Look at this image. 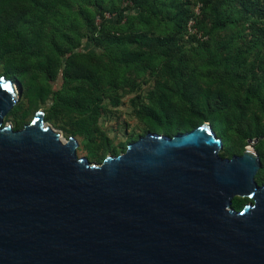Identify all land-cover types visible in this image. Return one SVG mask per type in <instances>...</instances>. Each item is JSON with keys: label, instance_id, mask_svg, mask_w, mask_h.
Segmentation results:
<instances>
[{"label": "water", "instance_id": "1", "mask_svg": "<svg viewBox=\"0 0 264 264\" xmlns=\"http://www.w3.org/2000/svg\"><path fill=\"white\" fill-rule=\"evenodd\" d=\"M15 85L0 75V264H264L257 139L222 157L206 122L91 164L41 111L5 124ZM235 197L250 202L236 210Z\"/></svg>", "mask_w": 264, "mask_h": 264}, {"label": "rangeland", "instance_id": "2", "mask_svg": "<svg viewBox=\"0 0 264 264\" xmlns=\"http://www.w3.org/2000/svg\"><path fill=\"white\" fill-rule=\"evenodd\" d=\"M42 1L43 7L39 12L29 6H21L27 11V18L33 19L34 15H37L35 18L37 22L34 26L25 27L27 37L31 40L29 56H19V50L9 54V57H16L14 65L23 66L26 72L22 75L25 80L21 88L16 82L21 89V97L5 117V124H11L14 129L20 130L30 123L37 111H41L44 113L46 124L60 133L62 141L67 142L71 136L72 126L81 125L88 114L80 116L75 112H68L63 108L61 101L54 102L53 96L55 92L66 96L71 93L73 87L79 85L80 82H65L63 74L67 58L71 53H82L81 64L98 69L100 82L96 97H98L97 105L100 114L96 124L89 126L90 131L84 130L73 137L78 142V155L87 157L91 164L100 165L108 156L124 153L130 143L148 132H154L149 130L145 116L149 107H152L151 95L157 96L162 93L158 89V84L165 85L167 93L174 100H180L183 92L186 89L188 91L192 85L186 87V78L181 79L179 76L171 75L165 67L164 59L147 60L145 57L128 65L124 62L125 52L121 49V44L107 42L100 47H95L86 39L85 35L92 21L96 24L101 22L98 15L100 7L114 12L132 5L128 0ZM190 1L188 7L192 13L201 5L200 16L195 19V25L199 32L207 37L203 40L196 37V40L188 41L186 36L189 35H186L183 42L185 45L180 48L182 53L188 55V61L193 67L195 86L203 90L211 88L222 91L231 101L249 97L251 85L261 84L264 88V48L246 53L241 59L243 62L241 67L236 72L230 71L228 65L223 64L225 53L217 50L219 41L222 40L231 41L233 50L238 48L245 50V43L250 47L249 14L243 11L238 12L236 10L238 8L233 10V7L228 6L226 12L233 10L234 13L232 12L229 17L225 16L230 23L227 31L214 30L213 23L216 17L210 14L211 3L203 12L202 4L204 3L201 0ZM197 1L202 4H196ZM151 3L155 5V8L146 11L143 16H139L136 11L128 12L130 14L128 23L120 27V32L125 37L133 32L151 31L161 36L171 33L172 27L168 21L170 18L165 16H172L176 10L169 8L168 15L166 8L159 12L165 4L169 5V0H147L146 5ZM15 10L12 9L10 13L15 14ZM105 15L115 18L111 12H106ZM145 18H148L149 22ZM125 22L126 18H123L121 25ZM114 28L109 27V30L113 31ZM208 30L213 32L206 34ZM16 41L19 45L21 39ZM123 42L127 43V38H124ZM67 49H69L68 52ZM129 49L137 51V46L129 44ZM216 53L221 57L216 58ZM5 65V61H0L1 76L6 75ZM192 89L196 88L191 87ZM115 95L120 97V104L117 107L113 106L112 101ZM54 107H57L59 111L54 110ZM247 118L250 123L255 122L256 119L264 122L260 103L256 99L247 109ZM185 127V125L182 126L172 135L183 133L185 130L182 128ZM245 142L242 133H233L227 143H224L225 149L221 152V156L226 158L234 155L241 156L247 148H251L250 142L249 145ZM235 199H243L239 202V207L233 206L236 210L242 209L250 202L243 197H235L233 201Z\"/></svg>", "mask_w": 264, "mask_h": 264}, {"label": "trees", "instance_id": "3", "mask_svg": "<svg viewBox=\"0 0 264 264\" xmlns=\"http://www.w3.org/2000/svg\"><path fill=\"white\" fill-rule=\"evenodd\" d=\"M128 1L132 5H127L124 9H117L114 12L100 7L98 15L101 18V23L97 25L95 21H92L86 32V39L95 47H100L101 44L107 42L121 44V49L125 52L124 62L128 65H132L145 57L147 60L164 59L166 62L165 67L171 75L179 76L181 79L186 78V87L192 85L191 87L196 88L191 90V87H189L188 91L186 89L183 92L180 100H174L167 93L165 85L158 84V89L162 93L157 96L151 95L150 102L152 107H149V111L145 116L149 130L172 135L174 132L177 133V130H180L184 125L186 127L182 128V130H185L183 133H187L203 123L209 122L224 143H227L233 133L238 132L243 134L247 145H249L251 140L257 139L258 142L255 144V149L260 155L262 165L256 175V181L260 185L264 184V122L256 119L255 122L250 123L247 118V109L255 99L260 103L261 113L264 116L263 86L261 84L251 85L249 87V97L234 101L228 99L222 91L211 88L203 90L196 87V79L192 74L193 67L188 61V55L182 53L180 49L182 45H185L183 43L184 38L188 35L186 24L194 15L188 7L191 1L169 0V5L165 4L164 9L159 10L161 13L166 8L167 15L170 12L169 8L176 10L172 16H165V18H170L168 21H170L172 27L171 33L168 35H155L151 31H146L129 33L125 37L120 32V27H124L128 23L130 17L128 12L136 11L139 16H143L146 11L155 8L153 3L146 5L147 0ZM201 2L204 3H201L203 12L207 5L211 3L210 14L216 17L213 23L214 30L227 31L230 24L227 18L232 12L234 13L233 10L235 8H238L236 9L238 12L243 11L249 14L251 22L250 47L249 44L245 43V50L242 48L233 50L231 41L222 40L219 41L217 48L220 52L225 53L223 64L228 65L230 71L236 72L241 67V63H243L241 59L244 58L246 53L264 48V0H201ZM197 3H200V1H197ZM22 5L23 7L29 6L39 12L43 7V1L0 0V61H5L6 64L5 77L15 83L18 82L20 88L25 80L22 75L26 71L23 66L14 65L13 62L16 57H9V54L19 50V56H29L31 40L27 37V29L25 27L34 26L37 22L35 20L37 15H34L33 19L27 18V11L21 8ZM228 6L233 7V10L229 13L226 12ZM12 9H16L15 14L10 13ZM106 12H111V14L115 15V18H105ZM124 12L126 13L124 14ZM123 18H126V22L121 25ZM145 19L149 22L148 18ZM109 27L115 28L110 31ZM212 32L213 30H208L206 34ZM186 37L188 41L196 40L195 36ZM124 38H127V43L123 42ZM15 39H21L19 45ZM129 44L136 45L137 51H130ZM66 51L68 52L69 49ZM82 55V53H71L67 58L63 74L65 82H80L79 85L73 87L71 93L66 96L60 95L59 92H55L53 96L54 102L61 101L63 108L68 112H75L80 116L88 114V117L82 120L81 125L76 123L77 125L74 124L72 126L70 137L84 130L90 131L89 126L96 124L100 114L97 105L98 97H96L100 82L98 69L91 68V65L89 67L82 65L80 62ZM215 57L220 58L221 56L216 53ZM170 70L172 71L170 72ZM112 101L113 106L117 107L120 104V97L115 95L112 97ZM54 110L59 111L57 107H54ZM15 130H19V128H15ZM242 200L235 199L233 206L235 208L239 207V202ZM246 200L250 201L248 198Z\"/></svg>", "mask_w": 264, "mask_h": 264}, {"label": "built area", "instance_id": "4", "mask_svg": "<svg viewBox=\"0 0 264 264\" xmlns=\"http://www.w3.org/2000/svg\"><path fill=\"white\" fill-rule=\"evenodd\" d=\"M201 4V3H199ZM201 5H199L197 7V10L193 13V17L190 18V20L187 23V33L189 36H195L201 40L206 39L207 37H205V35H203L201 32H199V30L196 28L195 25V19L200 16V12H201ZM109 17H107L105 15V18L107 19H113L110 15H108ZM101 19V18H100ZM101 23V22H100ZM100 23H97V25H99Z\"/></svg>", "mask_w": 264, "mask_h": 264}, {"label": "bare ground", "instance_id": "5", "mask_svg": "<svg viewBox=\"0 0 264 264\" xmlns=\"http://www.w3.org/2000/svg\"><path fill=\"white\" fill-rule=\"evenodd\" d=\"M16 86V85H15ZM17 87V86H16ZM17 89H18V87H17ZM19 93V92H18ZM62 139V138H61ZM249 149H251V148H249Z\"/></svg>", "mask_w": 264, "mask_h": 264}]
</instances>
